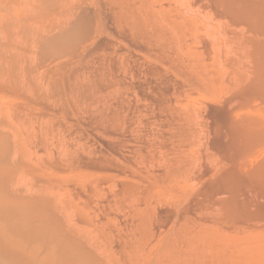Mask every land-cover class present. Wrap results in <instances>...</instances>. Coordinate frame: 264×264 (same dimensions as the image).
Instances as JSON below:
<instances>
[{
    "label": "bare ground",
    "instance_id": "bare-ground-1",
    "mask_svg": "<svg viewBox=\"0 0 264 264\" xmlns=\"http://www.w3.org/2000/svg\"><path fill=\"white\" fill-rule=\"evenodd\" d=\"M14 1L15 0H0V18L1 16L2 18L6 16V21L5 18H3V21L6 22L3 23L6 30L11 26V6L14 7L13 4L17 5L19 0H16L17 2L15 3ZM27 2L29 3V1ZM31 2L32 5L35 4V8L33 7L35 19L42 21H39L40 24L37 23L36 25L35 23L36 26L34 25L38 27V29L35 28V31L37 30L38 32L29 33L27 29L26 32L33 34L32 46L35 47L34 49L40 54L38 57L43 58L44 56V58L46 57L47 59L68 57L69 60L71 57V59L73 58L75 61L78 59L79 61L87 60L89 62V57H94L93 54L96 51L98 52L103 48L109 49L110 47H115V49H117V44L122 41L119 39H117V41L111 39L114 34L113 31H111L113 28L111 29L109 24L114 21V24L112 23L114 26L116 25L117 28H124V30L123 28H119V31L122 30L120 32L122 35L120 33L118 34L122 36L123 40L128 41L129 44L127 45L129 46H120L121 48L119 50L117 49V51L112 49L114 52H112L113 54L111 53V55L108 54L110 55L109 60H104L102 64L96 67L91 58L94 66H87L91 62L86 65L89 68H87L88 71L85 78L88 77L89 81H87V85H84L85 88H90L89 91L92 90L93 94L94 89L97 91L96 88L98 90L105 88L103 91L110 89V86L107 85L110 79H112L113 82H117L118 85L119 83L123 84L127 82L128 76L126 77V72L129 70H126L131 69L132 66L127 68L128 66L125 65V59L123 60L121 58L127 68L124 67L126 69H124V71H126L125 74L123 71V76H120L121 74L119 72H117L119 75H115L113 71L115 67L118 68L117 63H119V61L121 62V60L118 61L120 56H122L121 54L124 53L125 56V52L122 53V51L126 48V55L128 57L132 56L131 60L136 63V68L137 66L140 67L139 64L144 66V69L147 71L146 73L149 74L151 80H153L152 82L154 83L151 82L149 85L152 86L154 84L153 86L156 87V89H154L156 103H161V106L171 114L164 123V127H170L169 131L165 132H172L170 134L172 135L170 143L174 138L173 142L176 144L174 147V143L172 142L173 144L171 143V145H173V148L171 147V149L174 150L175 148L179 153L177 154V152L174 151V154L173 151L170 150V157H173V159L167 158V155L164 153L166 156V158L164 157L165 162H163V164H165L164 170L162 172L160 170V173L155 174V178L153 177L155 179L154 183L156 188L149 189L148 194L151 197L148 196L151 203L153 200L155 203L159 195L162 196L163 191L167 192L168 190L169 193H166V195L171 193L172 199L174 198L175 201L176 198L181 200L182 198L188 197L186 202H183V199L179 201L181 203L183 202L181 204L182 207L178 205V201H176L177 203H173L175 207L172 208L175 210L169 209L172 210L170 212H173L170 215L168 211V214H164L166 216L163 217V214H160L161 212L158 211L160 208H158L157 212L161 215H158L159 217H163V219L166 218L164 219L167 221L166 225L168 223L170 224V219L172 218V222L177 219L180 222L182 221V223L179 222V232L182 233L183 231V234L179 233V235L181 234L182 236L186 234L188 239L190 238L191 240L189 239L190 241L185 244L184 242L177 241L179 243H174L176 245L173 243L170 245V242H167L169 245L166 247L163 245L165 249L163 251L160 250L162 252V257H157H160V259L166 257L171 259L173 256V258L182 257L185 258L186 261H191L190 264H196L195 259L197 263H199L198 261L200 258L194 257L196 254L194 250L200 249L202 253L204 251V255L209 253L211 256V252H214V254H212L213 256L210 257L211 262H213L215 261V259L213 260L215 256L216 261L215 263L213 262L214 264H264V0H32ZM11 3L12 5L10 6ZM59 10L62 11L60 14L63 17L58 13ZM51 13H55V16ZM57 15H59V18ZM1 19L0 22H2ZM114 37L117 38L116 36ZM112 40H114V43H111ZM5 48L8 49L7 46L5 47V45L0 43V57L2 60L6 61L7 59H5V57L7 54L8 59H10V52L4 54ZM135 50L137 52H135ZM227 50H231V52ZM134 53L137 54L135 55ZM148 54H151L153 58H149ZM106 56L104 58H106ZM99 59L98 61L100 62L101 60ZM131 60L128 59L127 62H131ZM246 60L250 62V64L248 62L250 65L248 70L245 69L247 66L244 67L247 64ZM74 62L72 65H77ZM70 65L71 64H69V67ZM134 69L135 68H133L132 71H134ZM115 71H117V69ZM136 71H138V69ZM105 72L109 74L108 76L111 74L112 78L107 80V84H105L106 86L104 87L103 82V84H101V82L98 84V79L100 76L105 77ZM103 77H101L102 81L105 80ZM138 82L135 83L138 84ZM110 83L111 81L109 84ZM142 85L144 86L145 84L142 83ZM134 87H137V85ZM86 90H83V92ZM87 95L85 96L87 97ZM93 96H96L95 93ZM182 97L183 99H180ZM118 105H120V103ZM118 116L119 115H117L116 118H118ZM115 119L112 118V120ZM97 120H99V118ZM107 123L109 122L107 121ZM10 131L12 130L10 129ZM5 135L6 134H2L0 131V264H105V259L102 261L104 256L100 259L96 254H99L100 251L98 252L97 250V252H92L90 250L91 245L89 247L87 246L85 241L88 240L84 241V239H86L84 237L85 235L81 236L80 233H73V231L70 230L71 227L70 229L66 228L64 225L65 223H63L64 221H62L63 217L61 218V214L59 215L57 213V206L55 207L54 202L46 197L47 195H43L46 192L44 188L42 190L44 193H41L40 189H42L43 186H39L40 189L37 187L38 191L35 190L36 188L33 191L31 190L32 192L30 190L26 192L20 187L19 179L22 178L23 171L26 168L24 167L25 163L23 166V163H21L23 160L18 162L15 160L16 158L12 156V154L16 153L19 149L17 148L16 150L14 147L17 146L10 144V136ZM165 135L163 136L164 139L162 138V142L163 146L166 144L164 148L169 155L170 151H167L170 148L167 149L169 144H167L168 141L166 137L168 134ZM201 138H205L206 142ZM178 140L180 149H177L179 147L176 148V141ZM201 140H204L203 147L205 148L200 146ZM157 142L158 140H156V143ZM200 149H205V153H202ZM21 150H23V148ZM12 151L15 152L13 153ZM149 151L152 152V149H149ZM164 154L162 155L164 156ZM158 157H160V155ZM136 162H138V158ZM160 163L158 165H160ZM61 166H63V164ZM91 177L93 178V176ZM145 177L148 178L147 175ZM194 180L195 183L193 186L195 187L198 185L196 186L197 188L192 186V181L194 182ZM129 181L132 182V180ZM189 185H191L190 187L192 190ZM186 189L189 190L187 191ZM180 190L181 194H178V197L175 195L173 196V192L177 195V193H180ZM175 191L178 192L176 193ZM183 191L188 194L190 192V196H187L185 193V196L184 194L182 195ZM180 196H182L181 199H179ZM159 200L157 202L159 205L155 204L160 207V204H162L161 201L163 202V200L161 199L160 202ZM150 202L147 206H151ZM167 203L168 202H166V204ZM176 205L180 208L177 209ZM200 212L203 213L201 214ZM204 212H206L205 215ZM142 213H144V211ZM208 213L210 215H208ZM192 214L194 215L193 219L189 216ZM196 214H198L199 216H197L201 217V219L197 220ZM207 215L211 216L208 220L205 218ZM203 219L207 222H204ZM162 220L159 218V223ZM190 220L192 222L194 221L193 228L188 226V222H191ZM196 221L198 222L196 223ZM177 223L176 221V224ZM173 228L169 231H173ZM170 234H172V232ZM175 236V238L178 237L177 235ZM82 237H84V239H82ZM168 237L169 236H167V238ZM146 238L147 237H145V239ZM182 238L184 237H179L180 240H182ZM127 243L130 244L128 241ZM139 243L141 244V242ZM181 243L183 244L181 245ZM164 244H166V242ZM172 244L174 246L180 244V247L178 246V252L181 251V255L183 254L182 256H177L180 253L176 251L177 248L172 246ZM183 245L184 248L181 247ZM163 247L160 248L163 249ZM180 248H183V252L179 250ZM92 250H94V248H92ZM174 251L176 252L175 255ZM206 251L207 253H205ZM139 253L141 252L139 251ZM120 254H122V252ZM203 254L201 255L203 256ZM208 258L209 257H207V259ZM136 259L140 260L138 258ZM163 259L162 261L160 260V262H158L159 260H157V262L153 260L154 264H161L164 261ZM171 260L174 262V259ZM180 261L178 263H180ZM189 261L187 262L189 263ZM187 262L183 261L182 264H186ZM205 262L208 263V261ZM139 263L138 261V264Z\"/></svg>",
    "mask_w": 264,
    "mask_h": 264
},
{
    "label": "rangeland",
    "instance_id": "rangeland-1",
    "mask_svg": "<svg viewBox=\"0 0 264 264\" xmlns=\"http://www.w3.org/2000/svg\"><path fill=\"white\" fill-rule=\"evenodd\" d=\"M17 1L15 0L14 3ZM20 1L21 0L18 1L17 5L13 4V6L15 8L11 6L12 3L10 4L11 12H12L11 13L12 14L11 15L12 20H10L11 26H10V28L8 27L9 29L7 28V30H6V28H4L5 26H3L4 25L3 23H6L3 21L4 20L3 18H5L6 16H4L3 18L1 16L2 19L0 18L2 20V22H0V23H2V24H0L1 25L0 26V43L5 45V47L7 46L8 49L11 46L9 50L5 48L6 50L4 49L5 51L3 52L4 54H6V52L7 53L10 52L11 53V54L9 53L10 59H8V57H7L8 54L6 55V57L4 56L5 59H7L6 61L2 60V58L0 57L1 58L0 59V125H1L0 131L2 132V134H6L7 136L9 135L10 136L9 140L11 139L10 144L17 146V147H14V148H16V150H17V148L19 149V150H17L18 152L16 151V153H14L15 151L14 152L12 151L14 153V154H12V156H14V158H16L15 160H17L18 162L19 161L21 162L23 160L21 162V163H23V166L25 163L24 167H26V168L24 169V171H26V172L23 171L24 176L22 175V178L20 177L21 179H19L20 180L19 181L20 187L23 190H25L26 192L27 191L29 192V190L33 191L35 188H36L35 190H37V187L39 188V186L40 187L43 186L42 189L39 188L41 190V193L42 192L44 193V191H46L44 194L43 193L42 194L44 196L47 195L46 197L50 198L54 202L55 207L57 206L56 207L57 213L59 215L61 214L60 215L61 218L63 217L62 221H64L63 223H65L64 225L66 226V228L70 229V227H71L70 230L73 231V233H80L81 236L85 235L84 237L86 239H84V237H82V239H84V241L88 240V241H85V243H87L88 247L91 245L90 250L92 252H97V250H98V252L99 251L101 252V254H100V252H99V254L98 253H96V254L100 259H102L104 256L102 261H104V259H105V261H104L105 264H138V261L140 262L139 264H143V262H144V264H146V263L147 264H154V261L157 262V260L160 259V257L158 258L157 256L162 257L161 251H163L165 249L164 247L169 245L167 242H170V245H171V243L174 244L177 241L184 242V244H185L186 242L191 240L190 238H189L190 240L188 239V236L186 234H184L185 236L184 235L181 236V234H183V231H182V233L179 232L180 231V229H179L180 223H182V221L180 222V221H178V219L176 220L174 218L178 222L176 224V221L172 222L173 221L172 220L173 218H172V219H170V224L168 223L169 225L168 224L166 225L167 221L164 220L166 218L163 219V217L166 216L164 214H168L167 213L168 211H169V215L171 213H173V212H170L173 210L172 207H175V205L173 203H175L176 201L179 202L182 199H183L182 200L183 202H186L188 197L181 199L182 196H180L179 199H181V200H178V198H176V197H178V194H181V190H180V193H177L178 191L177 192L175 191L177 193V195H176L173 192V196L174 195L176 196L175 197L176 201H175L174 198L172 199L171 193L166 195V193H169V190L167 192L163 191L162 196L159 195V197H161V198L158 197L157 201H155V203L157 204L159 199H160L159 202L161 201V199L163 200V202L161 201L162 204H160V207H159V206H157V205H159V203L156 205L153 202L154 200L152 201V203L150 202L151 201L149 198L150 195L148 194L149 189L151 190L153 188L154 189L156 188V185L154 183L155 182V179H154L155 174H159L160 170H161V172L164 170L165 164H163V162H165L164 161L165 160L164 157L166 158L165 154L167 155V158L169 157L170 159H173V157L172 158L170 157L171 151H173L174 154H175V152H177V150L175 148H174V150L171 149V147L173 145L175 147V144H176L173 142L174 138L172 139V142L174 144L171 142L173 144V145H171V143H170V140L172 138V135H170V134L172 132L171 133L165 132V131H169L170 127H167V128L164 127V123H165L166 119L171 114L168 113L163 106H161V103H159V102L156 103V100L154 98L155 97L154 96V94H155L154 89H156V87L153 86L154 84L152 86L149 85V83H151L153 80H151L150 75L146 73L147 71H146V69H144L145 68L144 66L139 64L140 67L137 66V68H136V65H135L136 63L133 60H131L132 56L128 57L126 55L127 54L126 48H125V50L122 51V53L125 52V56L123 53V54H121L122 56H120V58L118 59V61L121 60V62H123V63H121L119 61V63H117L118 68L115 67L117 69V71H115L116 70L115 68H114L115 70L113 69V71L115 72L114 73L115 75H119V73H120L121 74L120 76H123L122 73H123L124 69L126 68V66H128L127 68H130L132 66L131 69H127V68H126L127 70L125 69L126 71L129 70L128 72L124 71V74L126 72V77L128 76L127 82H124L123 84L121 83L122 85L119 83V85H118L117 82H113V80L110 79V78H112L111 74H110V76H111L110 77V76H108L109 74L108 73L106 74V72H105L106 76L105 77L100 76L98 79V81H99L98 84L100 82H101V84L104 83V87H105L106 86L105 84H107V80L110 79L111 83L109 84L110 81H108V84H107L110 86L109 87L110 89H106V91H103V90H105V88H102V90L101 89L98 90L96 88V90L99 92V94L94 89V93L96 96H93V94H94V93L92 94L93 91L92 90L89 91L90 88H87V87L85 88L84 85L85 84L87 85L88 84L87 81H89L88 77L85 78V76H87L86 75V73L88 71L87 68L92 67L94 65L96 67V66L102 64L104 60H109V58H110L109 56L111 55V53L114 51H117V49L119 50L121 48L120 46H123V47L129 46V45H127V44H129L128 41H125L122 39V36H121L122 33H120L122 30L119 31L123 27L122 28L119 27L120 29L117 28L116 25L115 26L113 25L114 21H112L109 24V27L111 29L113 28L111 31H113L114 36L117 37V38H115L113 36V38H111V39H114L116 41H117V39H119L122 42L119 43L120 45L117 44V47H116L117 49H115V47H112V48L110 47L109 48L110 50L108 48L107 49L103 48V49L99 50L98 52L96 51L93 54L94 57H89L88 60L91 63L88 65H87V63H89V62L87 60L79 61L77 59L78 61L77 60L75 61V59L72 58L73 59L72 60L71 57H70V60L68 57H65V58L59 57L58 59H55V58H48L47 59L46 57L44 58V56H43V58L38 57L40 54L38 53V51L36 49H34L35 47L32 46L33 45V37H32L33 34H29V33L30 32L36 33L37 30L35 31V28L38 29V27H35V26L37 25V23L40 24L39 21H42V20L38 21V19H35L36 18L35 12H34L35 4H33L34 6L32 5V2H31L32 0H24V1L22 0L21 2ZM27 1H29V3ZM60 12H62V11L59 10L58 13L60 14ZM52 15L55 16V13H53ZM57 16L59 18V15H57ZM61 16H60V18H61ZM5 21H6V18H5ZM35 23H36V25H35ZM19 26H21L25 29H23ZM30 28L32 29V31ZM26 29H27V32H29V33L26 32ZM33 29H34V31H33ZM123 30H124V28H123ZM16 31H18V32H16ZM118 33H120L121 35ZM118 37H120V38H118ZM114 40H112L111 43H114L113 42ZM112 49L114 51H112ZM227 51H229V50H227ZM135 52H137V51L135 50ZM229 52H231V50ZM153 53H154V51H153ZM108 54H110V55H108ZM229 54H231V53H229ZM106 55H108V56H106ZM148 55H149L148 56L149 58H153V57H151L152 56L151 54H148ZM105 56L107 59L104 58ZM91 58L94 61L93 62L94 65L92 64ZM121 58L123 60L125 59L124 61L126 63L125 64L126 66L124 65V61H122ZM127 58L129 60H131V62H129V61L127 62V60H128ZM90 59H91V61H90ZM98 59L101 61L99 62ZM68 60H69V62H68ZM71 60L73 62L75 61L74 63H76L77 65H74V64L72 65L73 62ZM154 60H156V59H154ZM78 62H79V64H78ZM80 62H81V64H80ZM248 62L249 61L246 62L247 63L246 65L244 63V65H245L244 67L247 66V68H245L246 70H248L249 69L248 67L250 66L249 65L250 62H249V64H248ZM45 63H47V64H45ZM132 63H133V65H132ZM69 64H71L70 67H69ZM118 64H120V65H118ZM127 64H129V65H127ZM86 65L87 66L90 65V66L87 67ZM141 66H142V68H141ZM84 67H86V68H84ZM138 67L140 68V70L141 69L142 70L144 69V70L143 71L141 70L142 71L141 72ZM37 68H39V69H37ZM133 68H135L134 71H132ZM85 69H87V70H85ZM137 69H138V71H136ZM117 72H119V73H117ZM101 77H103V79H105V80L102 81ZM106 77H108V78H106ZM135 82L136 83L138 82V84H136ZM142 83H144L145 85L143 86ZM152 83H154V82H152ZM135 84L137 85V87H134V86H136ZM142 87H144V88H142ZM150 87H151V89H150ZM82 89L83 90L87 89L86 91L88 93L86 91L83 92ZM89 92H91V93H89ZM85 95H87V97ZM152 95H153V97H152ZM89 96H91V97H89ZM103 97H104V99H103ZM180 99H183V97ZM118 100H119V102H118ZM127 101H128V103H127ZM173 101H174V98H173ZM87 102H89V103H87ZM132 102H134V103H132ZM119 103L121 106L118 105ZM31 104H32V106H31ZM3 105H5V106H3ZM86 105H87V107H86ZM40 106H42V107H40ZM89 107H90V109H89ZM2 108H4V109H2ZM163 108H164V110H163ZM127 109H129V110H127ZM181 110H182V108H181ZM116 114L119 115L118 118H116L117 117ZM113 115L114 116L116 115V116L114 117ZM140 115H142V116H140ZM106 116H107V118H106ZM96 117H98L99 120H97L98 118H96ZM141 117H142V119H141ZM112 118L113 119L116 118V119L112 120ZM7 119H9V120H7ZM148 120H150L151 122ZM94 121H95V123H94ZM103 121H105V122H103ZM107 121L109 123H107ZM125 122H127V123H125ZM151 123L154 127L151 125ZM122 128H124V129H122ZM10 129L12 131H10ZM88 130H90V131H88ZM147 130H149V131H147ZM155 130H157V131H155ZM19 131H20V133H19ZM15 132H17V133H15ZM150 132H152V133H150ZM89 133H91V134H89ZM141 133H143V134H141ZM166 133L168 134V136H166L167 135ZM156 134H158V135H156ZM164 135L167 137V141H168L167 144H169L167 146L168 147L167 149L170 148L167 152H169L171 150L169 155L166 153V151H165L166 149L164 148L166 144L163 146L162 141L164 139L163 138ZM157 137H159V138H157ZM201 139H204L206 142L205 138H201ZM153 140H154V142H153ZM156 140H158L157 143H156ZM203 141L200 142L201 143L200 146H202V148H205V147H203L204 146ZM40 142H42V143H40ZM133 142H134V144H133ZM176 142H177V146H176V148H177V147H179L178 145L180 143H179V140ZM120 143H122V144H120ZM199 144H198V146H199ZM28 147H29V149H28ZM110 147H112V148H110ZM20 148L21 149L23 148V150H21ZM148 148L150 150L152 149V152L149 151ZM160 148H162V149H160ZM114 149H115V151H114ZM177 149H180V147ZM200 150H202V153H205V149L204 150L200 149ZM19 151H21V152H19ZM155 152H156V154H155ZM20 153H21V155H20ZM173 153H172V156H173ZM178 153L179 152H177V154ZM162 154H164V156ZM159 155H160V157H158ZM161 155H162V157H161ZM174 157H176V156H174ZM137 158H138V162H136ZM154 158H156V159H154ZM147 159H150V160H147ZM153 160H154V162H153ZM156 160H158V161H156ZM160 161H161V163H160ZM154 163L157 165H155ZM159 163H160V165H158ZM62 164H63V166H61ZM86 164H87V166H86ZM78 166H79V168H78ZM150 167H152V168H150ZM149 168H150V170H149ZM51 171H53V172H51ZM54 171H55V173H54ZM146 175L148 178L145 177ZM40 176H42V177H40ZM91 176H93L94 179ZM99 176H100V178H99ZM142 176H143V178H142ZM40 178H42V179H40ZM84 180H85V182H84ZM129 180H132V182ZM22 181H23V185H22ZM36 181H37V183H36ZM95 181H97V182H95ZM192 183H189V184H192V186H193L195 183V180H194V182L192 181ZM196 184H197V182H196ZM190 186L191 185H189V187ZM196 186H198V185H196ZM196 186L195 187L193 186V187L197 188ZM43 188L45 189L44 191H42ZM194 188H193V190H194ZM189 189H186V190L188 191ZM129 190H130V192H129ZM191 190H192V188H191ZM184 191L182 192V195L185 193V194H187V196L188 195L190 196V192L188 194ZM128 192H129V194H128ZM185 194H184V196H185ZM131 195H132V197H131ZM119 197H121V198H119ZM163 197L165 200L163 199ZM169 198H170V200H169ZM137 199H138V201H137ZM148 201L150 202V205L152 207L147 206V205H149ZM166 202H168L169 204L167 203L168 204L167 205ZM119 203L120 204L122 203V204L120 205ZM179 203H178V205L181 206L182 203L181 202H179ZM170 206H171V208H170ZM148 208H149V211H148ZM158 208H160V209L158 210ZM178 208H180V207L177 206V209ZM155 209H156V211H155ZM169 209H172V210H169ZM157 210L159 212H161L160 214H163L162 218L158 216L160 214L157 212ZM143 211H144V213H142ZM148 213H150L151 215ZM200 213L202 214L203 212H200ZM156 214H157V216H156ZM198 214H196L197 220L201 219V217H198L199 216ZM205 214H206V212H204V215ZM208 215H210V214L208 213ZM208 215H207V217H205V218H207L206 220L211 218V216H208ZM189 216L192 219L194 218L193 214L189 215ZM76 217H78V218H76ZM145 217L147 220L145 219ZM196 217H195V219H196ZM156 218L158 221L156 220ZM159 218H160V220L163 219L162 220L163 222L161 221L159 223ZM202 218H204V217H202ZM204 219H203V221H204ZM206 220L204 222H207ZM156 221H157V224H156ZM191 222H188V226L193 228L194 221L192 223ZM197 222L198 221H196V223ZM147 223H148V225H147ZM200 223H202V222H200ZM143 226H144V228H143ZM171 227L172 228L174 227L173 231H169L172 229ZM129 228H131V229H129ZM225 228H227V227H225ZM72 229H74V230H72ZM171 232H172V234H170ZM134 233H136V234H134ZM173 233H174V235H173ZM179 233H181V234L179 235ZM129 234H130V236H129ZM156 234H158V235H156ZM170 235L172 236V238ZM175 235H177L178 237L175 238L176 237ZM167 236H169V237L167 238ZM126 237H127V239H126ZM145 237H147V238L145 239ZM179 237H184V238H182V240H180ZM186 237H187V239H186ZM108 238H110L111 240ZM170 239H171V241H170ZM183 239H184V241H183ZM108 240H110V241H108ZM147 240H150V241H147ZM127 241L130 242V244L127 243ZM172 241H174V242H172ZM139 242H141V244ZM165 242H166V244H164ZM178 243L179 242H177L176 244H178ZM173 244H172V246L176 245V244H174V245ZM182 244L183 243H181V245ZM126 245H127V247H126ZM163 245H164V247H163ZM179 245L174 246L175 248H177L176 249L177 252H178V246ZM160 247L161 248L163 247V249H161ZM181 247L184 248V245ZM92 248H94V250H92ZM183 248H180L179 250H182V252H183ZM132 249H133V252H132ZM111 251H112V253H111ZM135 251L137 252V255H136ZM139 251L141 253H139ZM195 251H197V252H195ZM121 252H122V254H120ZM199 252H201V253H199ZM208 252H210V251H208ZM159 253H160V255H159ZM178 253H180L177 255L179 257L183 255V254L181 255V251ZM194 253H196L194 255L195 258H200V260L198 259L199 263H197V260L195 259L196 264H205V263L206 264H214L216 261V258L214 256L213 260L215 259V261H213L214 263L211 262L210 257L213 256L212 255V254H214L213 251L211 252L212 253L211 256L209 255V253H207V251L205 252V253H207V254H205L206 255L205 256L203 254L204 251L202 253V251L200 249L194 250ZM155 254H157V255H155ZM175 254H176V252L174 251V255ZM201 254H203V256ZM139 255H140V257H139ZM173 257L171 259H174V262L169 257H166L169 261L166 258H164V259L161 258L160 259L161 261H162V259L164 260L161 264H167V263L168 264H171V263L172 264L173 263L174 264H182L183 261H185V262L189 261V260L186 261L185 258H182V257H181L182 260H181V258L175 257L176 258L175 259ZM184 257H185V255H184ZM207 257H209V258L207 259ZM136 258H138L140 260H137ZM177 258L180 259L181 261L178 260ZM165 259H166V261H165ZM189 259H191V258H189ZM116 260L118 263L116 262ZM160 260L158 262H160ZM170 261H171V263H170ZM179 261H180V263H178ZM205 261H208V263ZM209 261H210V263H209ZM106 262H108V263H106ZM113 262H115V263H113ZM190 263H191V261H189L188 264H190Z\"/></svg>",
    "mask_w": 264,
    "mask_h": 264
}]
</instances>
